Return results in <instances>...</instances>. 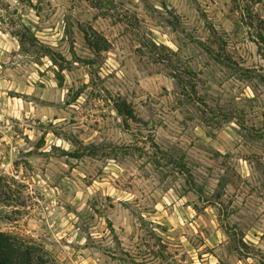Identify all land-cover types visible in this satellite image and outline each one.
Here are the masks:
<instances>
[{
  "label": "rangeland",
  "instance_id": "obj_1",
  "mask_svg": "<svg viewBox=\"0 0 264 264\" xmlns=\"http://www.w3.org/2000/svg\"><path fill=\"white\" fill-rule=\"evenodd\" d=\"M0 232L264 264V0H0Z\"/></svg>",
  "mask_w": 264,
  "mask_h": 264
},
{
  "label": "trees",
  "instance_id": "obj_2",
  "mask_svg": "<svg viewBox=\"0 0 264 264\" xmlns=\"http://www.w3.org/2000/svg\"><path fill=\"white\" fill-rule=\"evenodd\" d=\"M0 264L57 263L48 258L42 248L17 236L0 232Z\"/></svg>",
  "mask_w": 264,
  "mask_h": 264
}]
</instances>
